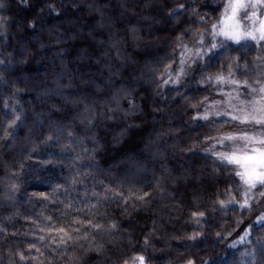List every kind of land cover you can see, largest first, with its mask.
<instances>
[{
    "label": "clouds",
    "instance_id": "clouds-1",
    "mask_svg": "<svg viewBox=\"0 0 264 264\" xmlns=\"http://www.w3.org/2000/svg\"><path fill=\"white\" fill-rule=\"evenodd\" d=\"M0 264H264V0H0Z\"/></svg>",
    "mask_w": 264,
    "mask_h": 264
}]
</instances>
